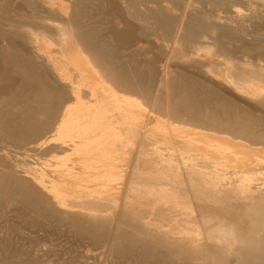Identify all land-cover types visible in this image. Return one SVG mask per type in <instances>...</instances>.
<instances>
[{
    "label": "bare ground",
    "instance_id": "1",
    "mask_svg": "<svg viewBox=\"0 0 264 264\" xmlns=\"http://www.w3.org/2000/svg\"><path fill=\"white\" fill-rule=\"evenodd\" d=\"M0 264H264V0H0Z\"/></svg>",
    "mask_w": 264,
    "mask_h": 264
}]
</instances>
